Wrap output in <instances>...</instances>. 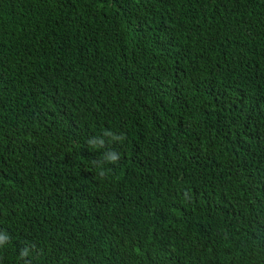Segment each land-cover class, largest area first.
Instances as JSON below:
<instances>
[{
    "label": "trees",
    "instance_id": "trees-1",
    "mask_svg": "<svg viewBox=\"0 0 264 264\" xmlns=\"http://www.w3.org/2000/svg\"><path fill=\"white\" fill-rule=\"evenodd\" d=\"M0 235V264H264V0H0Z\"/></svg>",
    "mask_w": 264,
    "mask_h": 264
},
{
    "label": "clouds",
    "instance_id": "clouds-1",
    "mask_svg": "<svg viewBox=\"0 0 264 264\" xmlns=\"http://www.w3.org/2000/svg\"><path fill=\"white\" fill-rule=\"evenodd\" d=\"M111 161H115L118 159L117 155L115 153H112L109 157H108ZM6 240L5 236L0 235V243H3Z\"/></svg>",
    "mask_w": 264,
    "mask_h": 264
}]
</instances>
